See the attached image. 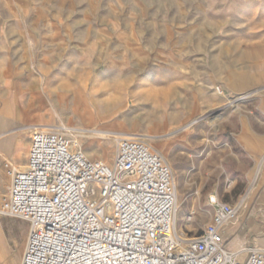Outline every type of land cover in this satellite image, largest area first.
Instances as JSON below:
<instances>
[{
  "label": "rangeland",
  "instance_id": "rangeland-1",
  "mask_svg": "<svg viewBox=\"0 0 264 264\" xmlns=\"http://www.w3.org/2000/svg\"><path fill=\"white\" fill-rule=\"evenodd\" d=\"M92 1L62 9L54 0H0V85H10L14 96L25 95L13 107L14 113L22 114L21 121L0 131L16 137L18 145L15 159L6 162L0 157V163H6L0 164V185L6 187L0 191V210L9 193L8 171L24 166L36 128L136 134L176 163L178 228L190 236L183 220L189 212L186 206L198 201L203 210L209 208L207 186L218 173H210L204 186L197 173L180 171L179 164L190 156L180 152L179 144L170 149L173 143L165 137L182 133L193 146L182 150L195 152L201 126H213L237 106L236 97L223 96L213 87L220 105L204 110V79L212 75L215 64L243 68L251 63V55L264 58V0H123L127 10L118 16ZM164 84L173 95L170 126L166 132H150L147 96L151 87ZM77 89L97 116L74 118L71 107ZM135 91L141 92L139 99ZM66 134L88 157L111 165L115 139ZM195 215L193 223L202 220ZM27 228L23 220L0 215V234L12 254L21 253Z\"/></svg>",
  "mask_w": 264,
  "mask_h": 264
},
{
  "label": "built area",
  "instance_id": "built-area-1",
  "mask_svg": "<svg viewBox=\"0 0 264 264\" xmlns=\"http://www.w3.org/2000/svg\"><path fill=\"white\" fill-rule=\"evenodd\" d=\"M23 167L11 168L0 210L28 224L20 264H264V247L230 251L222 241L241 203L211 195V221L200 233L178 228L174 172L148 140L119 137L108 165L66 133L39 129Z\"/></svg>",
  "mask_w": 264,
  "mask_h": 264
},
{
  "label": "crops",
  "instance_id": "crops-1",
  "mask_svg": "<svg viewBox=\"0 0 264 264\" xmlns=\"http://www.w3.org/2000/svg\"><path fill=\"white\" fill-rule=\"evenodd\" d=\"M87 2L93 3L92 0H54L55 5H59L62 9ZM96 2L104 4L106 10L114 16L115 14L118 16L121 10H127L123 0H96ZM82 9V13L85 14L87 9ZM247 59L251 60V63L243 68L231 66L218 68L215 64L212 75L205 77V88L201 96L202 100H200L204 110L220 105V102L215 101L216 95L211 90L213 87H218L219 94H224L223 96L236 97L238 104L228 109L213 126L209 124L201 126L196 139L195 152L190 153L182 150L193 148L192 143L184 138L186 135H182V133L180 135L179 132L180 136L165 137L167 141L171 140L173 143L170 149L179 144L180 152L190 156L186 162L179 164L180 171L197 173L198 177L204 179V186H207L210 173H218L207 186L211 190L205 196L206 205L211 195L224 202L246 205L238 215V219L228 223L222 230L221 234L224 236L222 241L230 251L250 245L264 247V58L251 55ZM73 92L74 98L76 92H80L83 96L79 89ZM172 96V92L166 84L150 88L147 96L150 107V132L157 133L168 130L170 126L168 108L173 106ZM23 97L25 95L22 96V94L14 96L10 85H0V131L21 121L22 114L18 111L14 113L13 107L14 104L18 106L23 101ZM134 97L139 99L141 92L135 91ZM101 105V107L108 106L105 103ZM178 114L177 112V118H179ZM74 118L81 120L79 116ZM17 146L16 137L2 134L0 136L1 159H5L6 162L9 161L6 158L15 159ZM166 161L174 172L173 168L176 163L172 159ZM5 164L1 165L5 166ZM8 174L10 178L6 192L10 190L11 170L8 171ZM4 189L6 187L1 184L0 191ZM186 208V211L195 210L196 214L202 217V220L197 223H193V220L197 218L196 215L190 222L184 221L185 229L191 232L190 236H195L200 233L205 224L211 221L212 208L203 210L198 201ZM236 238L242 240V246ZM24 245L25 240L21 253L12 254L9 244L4 243L0 234V264H20Z\"/></svg>",
  "mask_w": 264,
  "mask_h": 264
},
{
  "label": "bare ground",
  "instance_id": "bare-ground-1",
  "mask_svg": "<svg viewBox=\"0 0 264 264\" xmlns=\"http://www.w3.org/2000/svg\"><path fill=\"white\" fill-rule=\"evenodd\" d=\"M71 112L74 116H79L81 118H83L85 116V114H89V115H91V117L92 116L95 117L98 114L97 110L92 105L88 106L86 104V101L83 100L82 94L80 92H76V94H75V100H74L73 105L71 107ZM38 126H40V125H38ZM36 129L47 130V129H51V128H47V126L46 127L42 126L40 128H36ZM53 130H58V129H53ZM63 130L65 131V129H63ZM65 132L68 134H71L73 136H76L78 134V133H73V132L69 131V129ZM79 134L84 135V136L94 137V138L102 137V138H104V140L105 139L117 140L119 137H121L120 135H117L116 133H114V134L113 133H102L100 131L90 132V133L81 131V132H79ZM122 136H126V135L123 134ZM128 136H134V137L139 138V139L148 140L143 135L129 134ZM74 142H76V144L78 146L77 141H74ZM159 154L162 156V158H165L161 152ZM22 168H24V167H20V169H22ZM178 199H179V197H178Z\"/></svg>",
  "mask_w": 264,
  "mask_h": 264
}]
</instances>
